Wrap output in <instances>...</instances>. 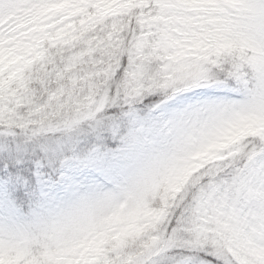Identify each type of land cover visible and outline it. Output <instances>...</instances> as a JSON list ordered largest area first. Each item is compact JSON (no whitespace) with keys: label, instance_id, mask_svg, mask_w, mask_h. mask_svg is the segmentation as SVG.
<instances>
[{"label":"snow or ice","instance_id":"1","mask_svg":"<svg viewBox=\"0 0 264 264\" xmlns=\"http://www.w3.org/2000/svg\"><path fill=\"white\" fill-rule=\"evenodd\" d=\"M101 85L96 113L128 99L115 147L75 156L102 182L83 190L57 141L40 153L59 175L33 190L43 161L17 138L72 139ZM196 90L211 94L162 111ZM145 96L159 116L135 111ZM238 124L253 143L226 150ZM0 136V264H264V0H0ZM62 192L71 211L47 214Z\"/></svg>","mask_w":264,"mask_h":264},{"label":"clouds","instance_id":"2","mask_svg":"<svg viewBox=\"0 0 264 264\" xmlns=\"http://www.w3.org/2000/svg\"><path fill=\"white\" fill-rule=\"evenodd\" d=\"M243 73L246 74L247 78L251 80V71L247 65L243 66ZM235 89V95L237 100L246 101L248 99L246 93L242 86H238L235 83L232 85ZM105 90L103 86H100L99 92L94 97V103L91 107L87 102L83 103L81 106V111L84 113L93 112L94 115L90 119H82V122L75 133L72 135L83 137L84 143L82 147L79 148L78 155L84 156L87 151L97 143H111V133L110 128L114 123L120 124L122 127L126 124V120L123 118V113L128 111L127 103L128 99L122 93L120 96H116L113 92L109 96L108 102L105 104L104 108L96 113L95 107L99 105L100 99L104 96ZM83 95H87L84 92ZM160 96H145L142 100L135 101L133 106L135 111L141 117H147L149 115L159 116L160 111L151 112V106L161 101ZM196 100L195 97H178L174 102H170L165 105L162 111L171 112L173 110L182 108L185 104ZM114 117L115 120L109 119ZM248 128L244 124H238L226 130L220 142L225 145V149L240 150L241 152L250 149L252 141L247 139ZM61 136L67 137L68 134L61 132ZM101 139L98 141L97 137ZM78 181L83 185V190H87L89 186L94 184L96 181H101V178L95 176L87 169L82 170L77 175ZM102 182V181H101ZM74 206L73 193L62 192L58 198L57 203L51 206V208L45 209L47 214H58L60 212L70 211Z\"/></svg>","mask_w":264,"mask_h":264},{"label":"trees","instance_id":"3","mask_svg":"<svg viewBox=\"0 0 264 264\" xmlns=\"http://www.w3.org/2000/svg\"><path fill=\"white\" fill-rule=\"evenodd\" d=\"M235 94V93H234ZM76 136V135H74ZM78 137V145L76 146V151L72 152L69 149L74 148L72 147H64L63 152L66 156H76V154L79 151V148L82 147L84 140L83 137L81 136H76ZM58 138H64V136H61L59 133H49L45 136L40 137L38 140L29 142L27 144H24V138L23 137H18L17 142L20 143L22 146L26 147V151H21L20 153V160L23 161L26 164H31L32 163V157L35 156L36 159L42 160L43 161V166H35L32 168H26L25 170L28 172V175L31 180L30 187L35 190H38V185L36 183V167H38L39 172L42 174V176L46 179H49V182H54L58 175H59V163L55 158L54 153H48L47 156H43L40 153L41 145L46 141V140H51V139H58ZM4 137L0 136V143L4 141ZM108 147H112L113 144L107 143ZM17 199H20L18 196ZM26 202H25V207H26Z\"/></svg>","mask_w":264,"mask_h":264},{"label":"rangeland","instance_id":"4","mask_svg":"<svg viewBox=\"0 0 264 264\" xmlns=\"http://www.w3.org/2000/svg\"><path fill=\"white\" fill-rule=\"evenodd\" d=\"M205 94H209L210 95L211 93H209L208 90H196V91H194L192 93H189L188 96L195 97L196 99H202V98L205 97ZM225 95H227L229 99L237 100V97H236V95L234 93H228V94H225ZM78 108H79V110H82L79 105H78ZM57 141H59L63 145V148L64 147H72V146H74V148H76V146L78 145V137L73 136L72 139H69L68 137H64V138L46 140L41 145V147L42 146H51V148H55L56 145H57ZM112 147H115V145L113 144ZM22 148L25 149L26 147L22 146ZM49 153H53V152L49 151ZM76 155H78V153ZM71 157H73V159H71L69 161V163L71 164L74 173L76 175H78L82 171V169L80 168L78 162L76 161L75 156H71ZM59 168H60V166H59ZM35 178H36V183L38 185V190L39 191L42 188H44L45 186H47L50 183H52V182H49V179H46V178H44L42 176V174L38 170V167H36V175H35ZM96 195H98V193L95 192V191H93L92 193H87L86 194V196L88 198H92V197H94Z\"/></svg>","mask_w":264,"mask_h":264}]
</instances>
